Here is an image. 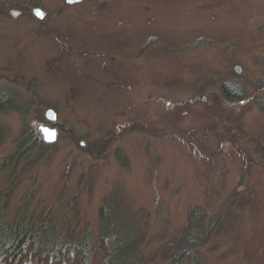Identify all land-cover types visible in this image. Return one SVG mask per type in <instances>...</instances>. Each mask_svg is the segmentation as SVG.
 Here are the masks:
<instances>
[{"label":"rangeland","instance_id":"obj_1","mask_svg":"<svg viewBox=\"0 0 264 264\" xmlns=\"http://www.w3.org/2000/svg\"><path fill=\"white\" fill-rule=\"evenodd\" d=\"M36 1L78 67L1 13L0 234L42 215L94 243L113 198L144 264H168L196 209L220 225L193 246L200 264H264V0L6 7ZM52 106L58 139L41 150L31 122Z\"/></svg>","mask_w":264,"mask_h":264},{"label":"trees","instance_id":"obj_2","mask_svg":"<svg viewBox=\"0 0 264 264\" xmlns=\"http://www.w3.org/2000/svg\"><path fill=\"white\" fill-rule=\"evenodd\" d=\"M225 89L223 94L233 103L241 98L236 97L234 91ZM261 89L264 90V83ZM2 102L4 100H0V104ZM260 105L264 110L262 101ZM32 139L41 150L48 145L37 137ZM112 200L108 198L99 210L102 222L94 243L88 242L86 236L57 229L52 219H44L42 215H38V220H33L32 215L26 216L19 226L13 221L14 226L9 225L6 232L0 234V264H144L139 241L132 236L135 229L130 220L120 225L111 219L112 209L108 203ZM1 211L0 203V214ZM194 211L187 218L186 233L178 249L175 253L170 252L172 257L168 264H197L199 261L194 257L193 246L208 239L212 231H217L220 226L217 219H208L204 210L201 213L198 209ZM165 250L169 252L170 247Z\"/></svg>","mask_w":264,"mask_h":264},{"label":"flooded vegetation","instance_id":"obj_3","mask_svg":"<svg viewBox=\"0 0 264 264\" xmlns=\"http://www.w3.org/2000/svg\"><path fill=\"white\" fill-rule=\"evenodd\" d=\"M8 2H9V0H0V15H1V13L3 14L2 16V18H9V19H13V20H21V19H24V18H27V19H25L27 22H29L28 20H30L31 22H34V25H35V28L39 31V32H41L42 34H48V35H50L51 36V38H52V40H53V42L57 45V47H59V50L60 49H62L63 50V52H65L68 56H69V61L73 64V65H75V66H77L78 67V63H76L77 62V60H73L71 57H73V54L71 53V51H75L76 49L75 48H77L78 47V45H76V44H74L73 45V47H74V49H71L70 47H69V45L67 44V43H62V42H60V40L59 39H57L56 37H54L53 36V31H54V29L53 28H51L50 26H49V24H50V19H49V14L45 11V13H46V16L43 18V19H38V18H36L35 17V15L33 14V12H32V9L33 8H35V7H39V8H41L42 10H44L41 6H39V2L38 1H36V2H32V3H29L28 5L27 4H25L24 6H22V7H18V6H16V7H14V8H11V9H8L7 10V7H6V5L8 4ZM85 2V0H82L81 2H79V3H73V4H66L65 3V0H63V4H64V6L65 7H68V8H73V6L75 7L76 5H80V4H83ZM13 10H18V14L17 15H12L11 13H12V11ZM2 18H0V19H2ZM41 26V27H40ZM39 27H40V29H39ZM93 53H91L90 51H87V50H85L81 55L83 56V57H85V56H89V55H92ZM55 56V55H54ZM54 60L55 61H58V58L55 56L54 57ZM6 93V92H5ZM7 94V93H6ZM10 96H8V97H6V99H9V100H11V99H13L14 97L11 95V92L10 93H8ZM6 101L7 100H4V103H6ZM3 103V104H4ZM54 106H52V107H49V108H47V109H53L54 111H55V113L57 114V112H56V110H55V108H53ZM46 109V110H47ZM46 110L44 111V115H43V117H40V118H38V119H36V120H33L32 122H31V125L32 126H34V127H36L38 124H49V125H55L56 126V128H57V131H58V127H57V125H56V122L55 123H49L47 120H46V118H45V112H46ZM58 117V116H57ZM33 122H34V124H33ZM38 138V137H37ZM40 141H42L41 140V137L40 138H38ZM43 142V141H42Z\"/></svg>","mask_w":264,"mask_h":264},{"label":"water","instance_id":"obj_4","mask_svg":"<svg viewBox=\"0 0 264 264\" xmlns=\"http://www.w3.org/2000/svg\"><path fill=\"white\" fill-rule=\"evenodd\" d=\"M82 0H65L66 4H73V3H79ZM37 10L41 13V15H37ZM33 14L38 19H43L46 16V13L44 10H42L39 7H35L32 9ZM19 12L18 10H13L12 15H17ZM234 71L236 73L241 72L240 66H234ZM45 118L49 123H55L57 119V114L53 109H47L45 112ZM34 124V122H33ZM35 130L41 135V140L45 144H54L57 142L58 139V131L55 125H49V124H38L35 128Z\"/></svg>","mask_w":264,"mask_h":264},{"label":"bare ground","instance_id":"obj_5","mask_svg":"<svg viewBox=\"0 0 264 264\" xmlns=\"http://www.w3.org/2000/svg\"><path fill=\"white\" fill-rule=\"evenodd\" d=\"M8 96H10V95H9V94H6V93L3 92V91H0V100H9V99H6V97H8ZM111 203H113V202L108 203V205L111 204ZM109 206H110V205H109ZM113 207H114V206H112L111 209H113Z\"/></svg>","mask_w":264,"mask_h":264},{"label":"snow or ice","instance_id":"obj_6","mask_svg":"<svg viewBox=\"0 0 264 264\" xmlns=\"http://www.w3.org/2000/svg\"><path fill=\"white\" fill-rule=\"evenodd\" d=\"M37 15H41V13L39 12V10H37V13H36Z\"/></svg>","mask_w":264,"mask_h":264}]
</instances>
